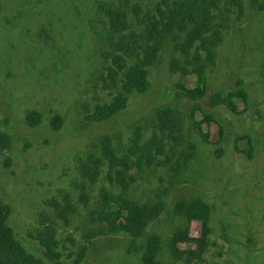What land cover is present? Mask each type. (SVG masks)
Instances as JSON below:
<instances>
[{
  "label": "rangeland",
  "instance_id": "obj_1",
  "mask_svg": "<svg viewBox=\"0 0 264 264\" xmlns=\"http://www.w3.org/2000/svg\"><path fill=\"white\" fill-rule=\"evenodd\" d=\"M159 1L0 0V130L13 138L12 149L0 156V201L12 207L9 225L16 238L47 262L36 237L49 228L56 233L60 264H144L154 234L162 236V264H186L167 246L187 224L174 207L202 199L212 206L204 264H264V10L258 7L264 0H246L242 12L219 0L215 15L223 38L206 68L204 97L177 95L181 85L195 87L197 81L172 70L175 58L179 68L187 66L168 41L149 68L146 93L129 95L128 106L111 120L86 119L120 91L109 79L110 67H116L100 6L126 10L129 34L141 31L134 8L154 13ZM237 90L247 95L246 102L234 98L239 114L212 107L214 94ZM166 108L180 123L175 133L160 127L157 113ZM33 111L41 115L37 126L27 119ZM206 116L214 121L200 130L197 123ZM136 131L143 142L161 139L163 153L151 167L131 170L136 180L127 192L108 180L106 167L96 184L82 177L81 163L100 156L105 135L122 154ZM191 147L193 158L184 163ZM106 192L139 203L161 201L164 211L140 238L112 232L99 219ZM201 231V222L194 221L192 236Z\"/></svg>",
  "mask_w": 264,
  "mask_h": 264
},
{
  "label": "trees",
  "instance_id": "obj_2",
  "mask_svg": "<svg viewBox=\"0 0 264 264\" xmlns=\"http://www.w3.org/2000/svg\"><path fill=\"white\" fill-rule=\"evenodd\" d=\"M246 0H227L240 12L243 11ZM258 1V0H256ZM219 0H160L156 4L155 12L141 15V8L136 6L134 13L140 32L130 30L129 16L126 10L116 7L100 6L109 22V40L115 69L110 67L109 79L111 86H120V91L110 103L98 104L93 112L86 115L87 121L105 122L122 112L127 106L129 95L132 93H146L150 87L149 68L154 65L160 56L163 45L172 41L176 50L186 62L187 67L179 68V60H172V70H180L186 76H193L197 86L181 85L178 96H186L197 100L206 93V68L213 64L217 56V48L222 42V31L216 23L215 9ZM258 7L264 10V3ZM120 36L118 40L116 37ZM191 67V69H188ZM120 84V85H119ZM235 97L244 102L247 95L242 90L223 95L218 92L211 98L212 107L225 106L232 113L239 114ZM160 127L175 133L180 129L177 116L171 108L160 110L157 113ZM27 119L31 126H37L41 115L33 111ZM214 118L206 116L197 123L201 130L203 123L211 124ZM62 119L57 116L53 121L54 129L58 130ZM13 147V138L0 130V156ZM192 151L185 155L184 163L193 158ZM163 153L162 140L155 137L143 142L142 134L136 131L134 140L126 152L120 154L113 147L112 137L105 135L101 139V154L99 157L89 155L81 163L80 172L84 179L96 184L104 167L107 168V178L119 185L123 191L130 189L136 179L130 173L134 167L140 170L146 165L151 167L157 157ZM180 164V163H179ZM104 207L99 213V219L106 224L110 231H125L132 238L144 235L151 223L156 221L164 211L161 201L139 203L124 196L105 193ZM174 213L184 217L185 227L175 231L169 238L168 249L176 260H184L186 264H204V256L210 246L212 206L202 199L181 200L176 203ZM12 207L0 201V264H60V254L57 250L56 233L53 229L36 237V240L45 248L44 255L48 259L38 257L16 238L9 225ZM123 221L126 227L120 225ZM201 222V235L194 237L191 234L192 223ZM194 244L193 249H181L182 244ZM163 249L162 236H150L145 247L142 260L144 264H162L158 259Z\"/></svg>",
  "mask_w": 264,
  "mask_h": 264
}]
</instances>
